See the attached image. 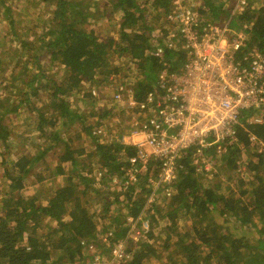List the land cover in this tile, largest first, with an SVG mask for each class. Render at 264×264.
Returning a JSON list of instances; mask_svg holds the SVG:
<instances>
[{
  "label": "trees",
  "instance_id": "trees-1",
  "mask_svg": "<svg viewBox=\"0 0 264 264\" xmlns=\"http://www.w3.org/2000/svg\"><path fill=\"white\" fill-rule=\"evenodd\" d=\"M36 1L0 0V13L9 24L14 25L13 15H20V12ZM88 1H41L48 17L46 22L54 27L51 25L46 34L41 36L37 49H43L52 62H56L62 69L58 77L47 76L40 69L35 72L29 68V64L19 61L18 68L12 69L13 78L3 77L5 80L0 81L5 85V93L0 96V140L4 142L3 148L9 147L12 134L7 118L12 114H19L22 106L28 113H35L32 116L34 130L38 131L39 137L53 142L46 147L40 146V151L33 156L22 154L16 160L6 158L5 151L0 152V159L5 165L4 177L9 180L7 196L0 202V264H53L52 251H63V254L59 253L60 259L68 258L73 261L78 258L86 261L83 239L97 240L100 229L96 211L91 212L82 200V195L88 193L87 189L93 182L88 175L92 173L94 165H98L97 168L104 167L103 174L106 179H110L111 175L120 173L121 167L126 164L119 159L120 154L129 156L136 151L133 146H126L122 150L123 146L116 142H100L92 134L94 121L89 123L92 116L86 118L83 116V109L70 107L65 95L82 92V99L99 103L93 107L94 117L99 116L101 111L109 114L117 106L114 103L112 106L109 101L106 107L107 100L93 95V88L85 90L82 83L104 82L110 74L118 72L117 66L111 64V52L118 57L126 55L136 60L137 68L144 75L137 82L136 97L146 93L149 88L147 84L150 83V88L153 87L162 70H176L185 60V49L180 46L173 49L163 41V55L153 53L155 46L151 34L155 32L154 26L148 20L145 7H141L138 0L113 2L110 14L122 12L118 41L112 37L101 38L93 30L86 28V24H91V19H97L95 11L87 4ZM171 2L172 0H152V9L148 12L154 15V19L164 22L166 15L171 12ZM203 2L214 16L226 14L222 4L219 5L216 0ZM233 7L230 9L233 10ZM104 13L109 14L107 11L101 12L102 15ZM233 18L239 21L238 25H249L246 29L249 45L264 49V1L253 8L247 1L245 8ZM20 22L23 23L24 20ZM167 30L168 28L163 29L165 35ZM21 44L24 48H30L26 41ZM98 75L100 76L97 78ZM143 83L146 85L141 86ZM100 95L107 96L104 91ZM249 113L244 111L243 116L241 115L243 126H237L238 140L245 144L243 149L252 150L251 160L244 169L243 151L238 142L220 157V166L216 164V170L211 173L205 168L197 171L198 160L192 157L191 150L185 152L178 164L172 192L170 195H161L160 200L150 208L154 211L151 215V228L149 229V222L143 233L145 238L137 240L138 245L134 247V239L128 236L131 223L124 225L123 216L140 215L141 219L149 217L143 208L146 197L152 192L151 187L144 186V176L139 174L142 187L140 196L134 200L133 195L126 192V204L130 210L124 215L121 212L113 214L109 220L113 227L108 236L111 242L107 253L110 258L113 256L111 251L116 245L115 241L123 239L125 252L129 256L120 264H147L152 257L162 258V251L169 252L171 260L176 256L180 258L182 262L177 264H264V152H259V147L249 140L251 132L264 143V123L245 124V117ZM29 119L28 115L27 120ZM73 135L82 140L90 138L94 151L86 149L84 143L74 146ZM57 147L59 148L54 154L61 163L55 166L54 173L62 175L68 172L66 182L56 187L46 202L40 200L37 193L27 196L22 194L21 190L34 166L38 161L45 164L46 153L50 148L53 150ZM83 155L86 158L79 159ZM209 155L216 156L213 148L209 150ZM63 162L71 164L67 166L68 171ZM157 165L156 161L148 164L150 169ZM50 168L49 164H45L44 169L49 171ZM32 176L38 181L47 175L32 172ZM207 177L216 181L213 184L206 182ZM77 179H80V184ZM225 182L233 184L227 192L223 190ZM114 187L120 191L117 184ZM95 189L94 194L103 193ZM102 189L109 191L107 195L103 194L108 200L104 210L111 215L110 190ZM112 193L115 201H123V195L118 198L119 195L115 194L117 191ZM163 210H166L164 214ZM155 212L169 219V224L164 228L167 238L160 246L151 242L155 238L152 226L158 221ZM179 214L189 217L190 228L188 226L186 230L178 231L177 219L182 217ZM43 222L46 224L45 230L42 229ZM52 222L57 225L53 226ZM172 232L177 236L173 244L170 242ZM100 240L99 236V243L95 248L102 252L99 249ZM172 247L174 250H171ZM93 255H96V251L91 253V258Z\"/></svg>",
  "mask_w": 264,
  "mask_h": 264
},
{
  "label": "built area",
  "instance_id": "built-area-1",
  "mask_svg": "<svg viewBox=\"0 0 264 264\" xmlns=\"http://www.w3.org/2000/svg\"><path fill=\"white\" fill-rule=\"evenodd\" d=\"M246 4V0H239L241 9ZM165 18L178 28L169 29L165 39L162 36L165 33H153V53L163 55L161 41L173 49L180 46L186 50L183 64L173 71L162 70L152 88L147 84L149 88L142 99H137L126 83L114 87L113 81L120 78L115 73L109 75L104 86L107 96L100 95L103 86L92 91L97 98L115 103L117 110L125 113L110 120L98 118L93 136L106 144L116 142L123 146L122 150L126 146L136 149L129 156L120 154L119 159L126 164L120 173L110 176L111 184L130 192L134 199L140 196L138 177L143 175L144 186L152 189L144 204L148 207L156 204L161 195H170L185 152L191 150L192 157L198 160L197 171L205 168L214 172L220 157L239 143L237 126H243L244 111L250 112L245 124L264 123V49L249 45L247 25L239 30L220 26L186 0H172L171 12ZM249 137L259 147L258 151L264 152L262 139L251 132ZM212 148L216 156L211 159L210 155L207 160L205 156ZM150 161L158 165L150 169ZM107 186L100 187L107 189ZM92 187L90 190L94 192ZM132 217L129 233L134 231L140 236L141 216L136 220ZM89 246L96 255L88 264H117L121 259L120 264L129 256L123 248L124 241L114 246L111 258L97 251L96 243L95 247L92 243Z\"/></svg>",
  "mask_w": 264,
  "mask_h": 264
},
{
  "label": "rangeland",
  "instance_id": "rangeland-1",
  "mask_svg": "<svg viewBox=\"0 0 264 264\" xmlns=\"http://www.w3.org/2000/svg\"><path fill=\"white\" fill-rule=\"evenodd\" d=\"M41 1L42 0H37L35 3H31L28 6V9L20 12V15L14 14L13 15V20L15 22L14 25L9 24L7 19L4 18V16H2L0 13V81H4L5 80L4 78L6 77L13 78V76L11 77V75H13L12 69L18 68L17 62L19 61H22V63L24 64L25 63L29 64V68L34 70L35 72H37L38 69H40L47 76L54 75L55 76L54 78H56L57 75L61 74L62 69L58 66V64L56 62H55L56 64L53 63L50 57L46 54V52L43 49L41 50L37 49L40 46L41 36L46 34L48 28L51 25L53 26V24H49L46 22L48 17L45 15L46 11L44 8V4ZM114 1L116 0H89L87 4L89 5L91 9L95 11V14L97 15L95 18L97 19H91V24H86V28L89 30H93V32H95V34H97L101 38L112 37L116 41H118V38H119L118 31L120 28L122 12H114L112 15L110 14ZM186 1L188 2L190 6L197 7L198 10L202 9V7L198 5V3H201V0H191V1L186 0ZM216 1L219 5L222 4L221 6H223L224 10H226V14H223L220 16H214L212 12H210L211 10L209 8H206L205 14H208V16H210V18H212L213 20L219 19L220 23L229 21L232 15L234 16L239 11L237 8L239 4V0H216ZM247 1H248V4L250 3V6L253 8V7H258L259 4L263 2L264 0H247ZM138 2L140 3L141 7H145L144 9H145L146 15L148 14L149 16L148 20L150 21V23H153V26H154L153 31H155L153 33H156L155 35L159 34L160 32H163L164 28L170 27V24H168L165 21L162 22L158 20L157 18L154 19L153 17L154 15L152 13H149L152 9V7L150 6L152 0L151 2L150 0H138ZM232 6H234L233 10L230 9ZM102 11H107L109 14L104 13L102 15L101 14ZM109 15H111V17H109ZM198 16H199V21H201L200 19L201 14H198ZM23 20L24 22L21 23L20 21H23ZM234 20L236 19L231 18L229 21V24L235 27H238V21L237 20L234 21ZM172 28L177 29L178 25L174 27L172 26ZM152 34H151V38L153 37ZM162 36H165V34H163ZM165 38L166 36L164 37V39ZM23 41H26L30 45V48H24V46H22L21 44ZM115 54L116 53L111 52L109 56L111 64L114 67L117 66V69H118V72L117 73L114 72V73L120 77L118 81L116 82L113 81L114 87L118 86L117 83H126L128 88H130L131 91L134 93L137 89V82H139L144 77V75L141 72V69L137 68L138 65H137L136 60H133L127 57L126 55L122 57L121 56L118 57ZM99 76L100 75H98L97 78ZM108 78L109 76L107 77V80ZM106 81L104 82L102 81L100 83L98 82L92 83L89 81H84L82 83V87H84L85 90H90V88H100L103 86L104 92H106L105 87H104L106 84ZM3 85L4 84L0 83V96H2L3 93H5L4 91L5 85L4 86ZM42 88L45 89V87H42ZM108 93L110 95L111 91H109ZM143 97L144 95H141L138 98L142 99ZM65 98L66 100L69 101L70 107H73V108L78 107L80 109H83L84 117L87 118L89 116L90 118L92 116V120L89 123L91 122L93 123V121L95 123L96 118L94 117L93 107L95 106V104L99 105V103H96L97 101L91 100V99H90L91 101L87 99H82V92H79V93L72 92L69 95H65ZM109 103L110 102L107 101L106 107H108ZM111 104L112 106H114L115 103L113 104V102H111ZM115 106L117 105L115 104ZM108 109L111 110V108H108ZM114 110L115 111H112V112L110 111V114L108 115L107 120L112 119L113 116L115 118H120L122 114L123 115L125 114L121 110H117V109H114ZM114 113L116 114L114 115ZM34 114L35 113L33 112L28 113L27 109L24 106H22L19 114L17 115L12 114L9 116V118H7V121H8L7 125L8 127L11 128V131H12V134L10 137V144H9L10 148L9 147L3 148L4 142L3 140H0V152L5 151L6 153L4 155L6 158L8 157L12 160H16V158H19V156L22 154L33 156L35 153L40 151V148H39L40 146L46 147L48 145L53 144V142L51 141H46L40 138L38 131L34 130L35 123L33 122V117H32L34 116ZM28 115L30 116L29 120H27ZM76 128L77 126L74 128V130H76ZM70 131L71 130H69L68 132ZM72 140H73L74 146H77V144L81 145V143H84V146H86L85 147L86 149L90 150L91 152L94 151V144L92 143V141L90 142V138L87 137L86 139L82 140V139L76 138L73 135ZM58 148L59 147H57L56 149L53 148V150L52 148H50L49 151L46 153L47 154L45 158L46 163L45 162L44 163L49 164L51 166L50 168L51 170H49L51 173H49L47 169H44L45 164H42L40 161H38V163L34 166V168L29 173L25 181L24 187L21 190L22 194L27 196V195H34L37 193V196H40V200H42L43 202H46L48 197L52 195L53 190L56 187L63 185V183L66 182V175L68 174V172L62 175L54 173L56 171L55 166L61 163L60 159L56 158V154H54V151H57ZM250 150L251 149L243 150L242 156H243V161L245 162L243 163L244 164V166L242 167L243 169L246 166L247 162L251 160L250 158H251L252 150L251 151ZM208 156L210 155L206 154L205 156L207 160L209 159ZM213 157L214 156L212 155L210 158L212 159ZM83 158H86V156L83 155L79 157V159H83ZM62 164L65 166V169L68 171L69 167L67 168V166L71 164L69 162H63ZM96 166L98 165H94L92 173H89V175L92 174V176L95 177V178L91 177L93 179V182L91 183L93 187L89 186V188L87 189L88 193L85 195H82V199L84 203L86 204V206L89 208V210L91 212L96 211L95 213H97L98 215V218H96V220L100 228L99 236L101 237L99 249L102 250V253L109 256L107 251H108V247L110 246L111 241L108 238V236L111 234L113 230V227L109 223V220L111 219L113 214H117L118 212H121L124 215V214H127V212L130 209L127 206L128 204H126V201H127L126 192L124 190L118 191V189L115 188L114 185L111 184L112 179L105 178L103 174L104 167L98 169ZM4 168H5V165L2 163L0 159V202L7 196V192L9 190L8 188L9 180H7V178L4 177L5 176ZM7 168H10V166H7ZM32 172H41L45 174V176L46 175L47 176L43 178L42 180L36 181L35 178L32 176ZM84 172H86V170ZM80 179H77V182H79V184L81 183ZM206 179H207L206 182H210L211 184H213V181H216L215 179L208 178V177ZM101 185H104V186L108 185L107 187L110 190V199H112V204L110 205V212H112L111 215L108 213H105L106 211L104 210L105 204L108 202V200H107V197L103 196V194L106 193L107 195L109 191H103L105 189H102L103 187H100ZM230 185L233 186L231 182L229 185L228 183L225 182L223 186V190L227 192L228 188H231ZM91 187L92 189L96 188L95 190L98 189L97 191H100L103 193L100 195L98 194V192L97 194H94V192L90 190ZM112 191L113 192L117 191V193L115 194L119 195L118 198H121L123 195V201H118V199H117L118 202L115 201V196L112 193ZM128 193L130 194V192ZM137 199H138L137 197L134 198V200H137ZM150 208L151 207H148V205H144L143 210H146L149 217H143V219L141 218L139 219L140 221H139L138 227L140 228L139 230L141 232L140 236H136V233H134V231H132L133 233L131 232L130 234L129 231L132 225L131 226L129 225L128 236L134 239L135 241L134 247H137L136 244L138 245V243H136L137 240H141L145 238L143 234L146 230V229L144 230V225L147 222L148 224L150 222L149 229L151 228V222H152L151 215L154 211H152ZM165 212L166 210H163V214ZM155 214H156L158 221L153 223L152 228H153L155 238H153L151 242H154L156 246H160L163 244V241H165L167 238L164 228L165 226L169 224V219L161 217L160 213L158 212H155ZM131 216L133 215L127 214L126 216H123V220L125 222L124 225L127 226L128 224H130V222L133 223V220L130 219ZM179 216H182V214H179ZM133 217L132 218L136 220L137 217H139V215H136ZM188 218L189 217H187L186 215V216H182L177 219L178 224H179L178 231L186 230L188 228L189 226L188 224L191 223V220ZM52 225L56 226L57 223L52 222ZM45 226L46 224L45 222H43L42 229L45 230ZM99 236L97 240H99ZM159 236H161V239L159 238ZM170 239H171L170 242L172 244L175 243V241L177 240V236L175 235V232L171 233ZM97 240L93 238L83 239V250H85L84 257L86 261H82L81 259L78 260L77 258L73 261H71L68 258L60 259L59 253L63 254L64 252L57 251V253H55V251H52L51 259L54 261L53 264H88V262L91 259V253L94 250L90 248L89 245L92 243L93 247H95V243H96V246H97L99 243ZM119 242H123V239L116 240L115 244ZM125 247L126 245L124 244L123 248ZM172 248L171 250H174V247ZM113 250H114V246L112 247L111 253H114ZM169 250L170 249L168 248V251ZM162 256L163 257L160 259L157 257H152L150 260L147 261V264H177V263L182 262L180 258H177V256L175 257L174 260H171L169 252L167 251H162ZM120 260L117 261L116 263L119 264Z\"/></svg>",
  "mask_w": 264,
  "mask_h": 264
},
{
  "label": "clouds",
  "instance_id": "clouds-1",
  "mask_svg": "<svg viewBox=\"0 0 264 264\" xmlns=\"http://www.w3.org/2000/svg\"><path fill=\"white\" fill-rule=\"evenodd\" d=\"M195 4H197V3H195ZM198 5H200L201 7H202V9L200 10V11H202V12H206V8H208V7H206V6H204V2H203V0H201V3H198ZM237 8H238V10L239 11H241V10H243L244 8H245V6H244V8H240V6L238 5L237 6ZM238 11V12H239ZM206 15V18L208 19V20H210V21H212V22H214V23H216V24H218V25H220V26H225V25H227L228 27H230V28H232V29H234V30H239V29H241L244 25H247V28L249 27V25L248 24H246V23H242V25H238V27H235V26H233V25H230V24H228L229 23V21H230V19L233 17H229L230 19H229V21H226V22H223V23H220V21H219V19H216V20H213L212 18H210V16H208V14H205ZM165 22H167L168 24H170V27L168 28V30L169 29H171L172 28V24L170 23V22H168L167 20H166V18H165ZM238 23H239V21H238ZM246 28V29H247ZM245 29V30H246ZM168 30H167V32H168ZM247 33V32H246ZM115 111V110H114ZM110 114V113H109ZM109 114H105V113H103L102 111H101V113H100V115L98 116H95V118H96V120H95V123H93V127H92V131L94 130V128L98 125L97 123H98V118H100V117H104V118H107L108 117V115ZM116 113H114V115H115ZM114 117V116H113ZM249 140H250V137H249ZM251 141V140H250ZM239 143H242L243 144V146H240V144H238V146L242 149V151L244 150L243 149V147L245 146V144L243 143V142H239ZM217 165H219L220 166V164H219V162L217 163ZM98 169H100V168H98ZM88 176H91V177H93L92 176V174L91 175H88ZM66 177H67V175H66ZM90 177V178H91ZM83 200V199H82ZM84 202V201H83ZM85 204V203H84ZM86 205V204H85ZM89 209V208H88ZM85 251V250H84ZM78 259V258H77ZM79 260V259H78Z\"/></svg>",
  "mask_w": 264,
  "mask_h": 264
},
{
  "label": "crops",
  "instance_id": "crops-1",
  "mask_svg": "<svg viewBox=\"0 0 264 264\" xmlns=\"http://www.w3.org/2000/svg\"><path fill=\"white\" fill-rule=\"evenodd\" d=\"M122 15V14H121ZM229 24V23H228Z\"/></svg>",
  "mask_w": 264,
  "mask_h": 264
}]
</instances>
